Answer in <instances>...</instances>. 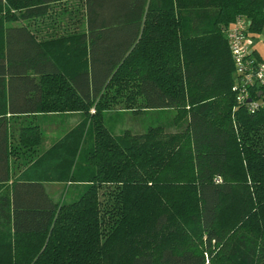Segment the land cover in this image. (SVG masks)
Returning <instances> with one entry per match:
<instances>
[{
  "label": "trees",
  "instance_id": "16d2710c",
  "mask_svg": "<svg viewBox=\"0 0 264 264\" xmlns=\"http://www.w3.org/2000/svg\"><path fill=\"white\" fill-rule=\"evenodd\" d=\"M60 2L0 0V264H264V109L237 101L226 32L238 16L261 31L264 0H82L51 38L32 21ZM123 89L184 127L114 134L104 110ZM77 111L48 148L10 117ZM46 182L78 191L55 200Z\"/></svg>",
  "mask_w": 264,
  "mask_h": 264
},
{
  "label": "rangeland",
  "instance_id": "374dc122",
  "mask_svg": "<svg viewBox=\"0 0 264 264\" xmlns=\"http://www.w3.org/2000/svg\"><path fill=\"white\" fill-rule=\"evenodd\" d=\"M82 8V0H65V2H60V4L52 7V13L50 16L46 18H40L39 20H33L32 22H43L42 26L45 29L46 23L62 20V16L59 15V13L63 12L64 10L72 11V13H75L74 16L77 15L80 17V19H82L84 17ZM72 20H75V18H73ZM253 40L254 47L257 48L261 56L264 58V26L261 31L253 33ZM132 89L135 90L134 88ZM137 99L138 98H131L128 92L123 89L122 93H120V96H117L114 98V100H111L112 103L111 105H108L109 108H106L104 110V122L114 134H125L126 132L145 133L149 132L151 129L159 128H164L165 130H168L170 132H177L179 131V129L184 127L186 123V113L183 114L181 109L178 110L173 107L160 109H143L139 106L140 102L138 103ZM92 110L93 109H91V112ZM81 115L82 114L79 113L75 114L71 112H63L51 114V118H49L48 116H46V118H43V128H45L46 124L47 127L51 128V144L54 142V139L59 138L60 136V138H62L65 136V134L72 130L76 126L75 124L80 120ZM83 116L86 117V113H84ZM85 120L86 119H84L83 121ZM20 121L21 120H19L18 118H12L13 125L18 124ZM92 130L93 129L90 128L88 131V139L93 138ZM54 183L58 185V191L52 190V186ZM77 191L78 188L76 187V185L65 182H51V194L56 200L62 198L71 200V198L76 195ZM187 198L188 197L186 196V193H183L182 199H179L178 202H181V204L184 205V202L187 200ZM178 211L184 212L185 210L178 209ZM227 218L228 217H223L221 220V226L225 230L226 235H228L229 237L232 235H238L240 233L239 230L241 226L238 218L233 220H229ZM205 253L207 263H209V252L206 251Z\"/></svg>",
  "mask_w": 264,
  "mask_h": 264
},
{
  "label": "built area",
  "instance_id": "2783aa9c",
  "mask_svg": "<svg viewBox=\"0 0 264 264\" xmlns=\"http://www.w3.org/2000/svg\"><path fill=\"white\" fill-rule=\"evenodd\" d=\"M226 32L235 63L237 101L252 111L264 109V59L254 47L250 21L238 16Z\"/></svg>",
  "mask_w": 264,
  "mask_h": 264
},
{
  "label": "crops",
  "instance_id": "0c3cea01",
  "mask_svg": "<svg viewBox=\"0 0 264 264\" xmlns=\"http://www.w3.org/2000/svg\"><path fill=\"white\" fill-rule=\"evenodd\" d=\"M22 23L21 22H15L13 23V25H21ZM12 25V24H10ZM59 26L62 27V29H64L66 26L64 24L63 21L61 22H56V21H51V38H53L56 34L57 35H60L62 34V31L59 30ZM77 26L79 27L80 29H86V24L85 23H80V24H75L74 27ZM69 33V32H68ZM257 49V48H256ZM81 47L79 49V53L81 52ZM259 52V51H258ZM260 53V52H259ZM261 55V54H260ZM263 58V57H262ZM264 59V58H263ZM63 113V112H61ZM71 113H79V114H82L81 115V118L80 120L78 121V123H76L75 125H78L80 124L85 116L83 112L79 111V112H71ZM51 114H54V113H44V114H37V115H21V116H10L11 118H17L19 117L20 119L24 120V118H27L28 120H34L40 127L41 129L43 130V142H44V145L45 147H50L56 140H58L59 138H56L54 139L53 143L51 144V128L50 127H47V124L45 126V128H43V118H46V116H48L49 118H51ZM83 116V117H82ZM50 120V119H49ZM74 126V125H73ZM55 132V131H54ZM47 136V137H46ZM45 186H46V190L47 192L50 194V196L53 197V195L51 194V182H46L45 183ZM12 188V182H8V183H5L4 186L2 184H0V202H3V203H6L7 202V198H8V195L10 197V200H11V196H12V191L11 189ZM52 190L53 191H58L59 190V187L58 185H56V183L53 184L52 186ZM6 196V197H5ZM54 198V197H53ZM55 199V198H54ZM56 200V199H55ZM4 232V230H1L0 229V236L2 235V233Z\"/></svg>",
  "mask_w": 264,
  "mask_h": 264
}]
</instances>
